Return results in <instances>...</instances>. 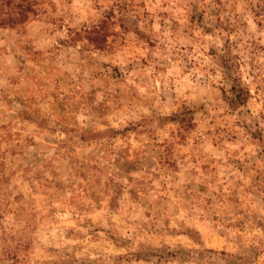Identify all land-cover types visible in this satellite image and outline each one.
<instances>
[{
  "label": "clouds",
  "instance_id": "clouds-1",
  "mask_svg": "<svg viewBox=\"0 0 264 264\" xmlns=\"http://www.w3.org/2000/svg\"><path fill=\"white\" fill-rule=\"evenodd\" d=\"M51 2L55 4V11L48 6L49 0H43L48 6V12L44 14L39 9L27 11V5L21 9V0H0V124L9 121L15 124V116L26 106L19 99L27 97V92L21 85L30 82L29 75L32 71L25 67V61L36 60L38 55L27 47L29 36H34L35 33H25L26 25L31 27L39 24L46 30L48 43L45 54L58 69L57 77L64 72L72 74L75 83L72 84L65 77L59 81L60 92L79 89L91 93L93 87L99 85V81L93 79V70L104 69V65L98 63L104 57L95 43L88 40L89 34L110 30L123 36V20L130 38L139 28L147 37L159 43L155 50L148 46L147 39L141 45L142 55L148 59V67L134 68L132 71L135 75L130 79L143 82L147 73L150 75V82L146 87L136 85L141 97L135 105L117 108L112 106L114 101L109 102L106 105L111 106L108 115L94 120L91 109L100 107L106 94L114 92L116 87L129 90L127 85L113 84L112 87H104L97 92L96 99H89L78 113H74L76 123L73 126L77 133H85L88 141H95L87 152L78 148L73 155L79 160L76 166L88 176L87 181L80 182L91 185L99 180L98 195L102 198L104 207L95 215L94 220L102 230L90 235L91 226L80 227L86 216L74 219L75 214L71 209L57 211L50 225L41 226L37 234V246L71 253L75 261L85 264H115L119 257L124 258L122 264H264V226H261L259 216L255 220H247L245 231L251 239L241 242L235 236H224L221 252L204 251L197 235L191 232H168L162 222L167 219V213L162 212L157 218L155 206L150 208L143 204L148 197L137 188L139 181L146 183L152 180L154 190L161 187V182L168 184L169 188H175L177 182L174 174H164L156 167L153 173H160V176L159 179H154L143 171L130 169L129 164L134 158L122 155L130 138L141 152L150 150L153 133L161 141L173 139L170 133L174 127H179V122L173 123L165 118L170 117L185 101L190 106L193 101L196 105L206 104L212 114L207 119H225L228 133L237 138L228 147H243L249 156L259 150V139L253 141L251 134L264 133V0H144L147 11L152 13L148 18L143 16L145 8L139 6L140 0H137L135 6L128 8L122 7V0ZM193 5L196 6L195 12ZM201 11L204 13L202 25L199 22ZM161 12H167V18L159 15ZM192 15L197 19L190 24ZM150 20L154 22L150 24ZM206 29H211V33H207ZM108 39L110 41L112 37L109 36ZM228 40L232 44L225 47ZM60 41L64 43L61 44ZM181 47L185 49L183 52ZM188 47L192 48L191 52L187 50ZM211 49H215L214 56L209 55ZM193 61L195 65L189 70L188 65ZM115 62L121 64L122 71L129 72L126 67L128 61L121 59L119 51ZM165 68L168 69L166 74L162 71ZM158 69V75L152 76ZM183 71H187V75H183ZM193 77L194 81L191 79ZM170 78L175 80L177 95L174 99L170 97L161 102V96H168L171 92ZM220 89H224V92ZM242 89L245 90V96L251 93V97L244 103L237 99L241 96ZM186 90L190 91L189 95H185ZM48 91L51 93V89ZM104 119L109 123H104ZM113 127L116 131H113ZM54 138L64 141L67 134L59 131ZM212 139L214 137L203 138L200 146L195 149L192 141H189L187 150L191 153L190 157L181 164V175L186 180L191 179L190 170L200 171V164L204 162L200 156H205L206 159L207 154L215 156L218 161L225 159L227 147L223 152L213 149ZM31 151L34 150L29 149ZM192 157H196V163H192ZM117 159L118 164L115 163ZM203 176L201 173V177ZM197 182L202 181L197 178ZM21 189L25 193L30 191L23 183ZM133 189H136V195L139 196L138 201L134 199ZM15 194L14 191L13 195ZM113 199L117 203L115 209L109 207ZM87 203L95 210L91 200ZM6 211L7 209L0 208V215ZM190 212L191 208H186L179 219L186 218ZM0 224L4 225L0 237L4 232L9 237L17 235L18 230L25 227L22 223H16L12 215L6 216ZM154 226L162 233L160 239L167 236L170 240H184L190 247L184 248L178 243H169L167 246L158 244L146 252L129 255L130 252L136 253L143 244L157 239L156 235H150ZM171 226L175 229L182 227L175 216L172 217ZM69 227L74 228L81 236H69ZM0 243H3L2 239ZM13 243L9 239V244Z\"/></svg>",
  "mask_w": 264,
  "mask_h": 264
},
{
  "label": "rangeland",
  "instance_id": "rangeland-1",
  "mask_svg": "<svg viewBox=\"0 0 264 264\" xmlns=\"http://www.w3.org/2000/svg\"><path fill=\"white\" fill-rule=\"evenodd\" d=\"M136 3L137 0H122V7L128 8L135 6ZM25 5L30 12L39 9L47 14L48 6L53 12L55 11V4L51 0L48 6L43 0H21L19 7L24 9ZM139 6L145 8L144 18L152 15L147 11L144 0H140ZM192 8L195 12L196 6L193 5ZM159 15L167 18L168 13L161 12ZM196 19L195 15L190 16L189 23ZM203 19L204 13L201 11L199 12L201 25ZM153 22L149 21L150 24ZM174 24L178 27L177 22L174 21ZM102 27L106 28V26ZM121 28L125 33L123 36L105 30L101 33L89 34L87 37L91 43H95L104 57L98 62L104 65V69L93 70V79L99 81V85L94 86L89 93L79 89L60 92L59 81L65 77L72 84L75 83L72 74L64 72L62 76L57 77L58 69L54 63H50L45 54L48 39L44 27L39 24L25 26V33H35L34 36H29L27 47L38 54L36 60L25 61V67L32 71L29 75L30 82L21 85L26 90L27 97L19 99L26 106L15 116V124L11 121L0 124V208L7 209L0 215V221L12 215L16 223H22L25 227L19 229L17 235L9 237L7 232H4L0 237L3 240V243H0V264H85L82 261H75L71 253H62L58 249L44 248L42 245L38 247L37 234L42 225L51 224L57 211L66 209L74 212V219L81 215L86 216L80 227L91 226L90 235L102 230L94 220L95 215L104 207L103 200L98 195L99 180H95L91 185L80 182L87 181L88 176L76 166L79 160L73 155L78 148H83L87 152L95 141H88L85 133H77L73 126L76 123L74 113H78L89 99H96L97 92L102 91L104 87H112L113 84L127 85L129 90L116 87L114 92L106 94V99L100 107L91 109L94 120L108 115L111 106L106 107V105L109 102L114 101L112 106L117 108L135 105L141 97L136 85L146 87L150 82V75L147 73L143 77V82L130 79L135 75L132 71L134 68L148 67V59L142 55L141 45L147 39L148 46L155 50L159 43L147 37L139 28L130 38L123 20H121ZM205 31L210 34L212 30ZM109 36L112 37L110 41ZM231 44V40H228L225 47H230ZM184 50V47H181V52ZM187 50L191 52L192 48L188 47ZM118 51L121 53V59L128 61L126 65L129 69L128 73L122 71L120 63L115 62ZM209 55L214 56L215 49H211ZM224 63L227 65L226 60ZM193 65L195 61L188 65V69L190 70ZM107 69L110 71H106ZM159 71L158 69L151 75H158ZM162 71L166 74L168 69ZM182 74L187 75V71H183ZM191 79L194 81L195 78ZM70 87L69 85V89ZM170 88L171 92L168 96H161V102H165L170 97L174 99L177 95L176 83L172 78H170ZM48 89H51V93ZM220 91L224 92V89ZM72 92L74 94H71ZM241 92V96L237 99L244 103L251 97V93L245 96V90L242 89ZM189 94L190 91L186 90L185 95ZM225 98L227 99L226 93ZM177 112L180 114L178 115ZM211 115L206 104L196 105L193 101L190 106L189 102L185 101L170 117L165 118L173 123L179 122V127H174L170 133L173 139L161 141L159 136L153 133L150 150L141 152L137 149L135 141L130 138L122 155L129 159L134 158L129 164L130 169L143 171L145 175H152L154 179H159L160 176V173H153L156 167H159L164 174H174L177 182L175 188H169L168 184L161 182V187L154 190L152 180L146 183L139 181L137 188L148 197L143 204L150 208L155 206L157 218L160 213H167V219L162 222L168 232H191L199 237L204 251L219 253L223 250L224 236L229 238L235 236L241 242L251 239L245 231L248 219L255 220L259 216V222L264 226V133L251 134L253 141L259 139V150L249 156L243 147H228L233 145L237 138L228 133L225 119L218 117L207 119ZM103 122L109 123L106 119ZM59 131L67 134L66 140L54 138ZM113 131H116L115 127ZM92 135L102 134L92 133ZM205 137L210 139L214 137L211 146L217 151L223 152L227 147V152H224L225 159L218 161L215 156L205 154L206 159L205 156H200V159L204 160L200 164V171L190 170L191 179L186 180L181 175V164L190 157L191 153L187 150L189 141H192L195 149ZM29 149L34 151L29 152ZM115 163L118 164L119 159ZM192 163H196V157H192ZM201 173L204 174L203 177ZM73 177L75 179H71ZM197 178L202 182L198 183ZM129 180L131 182V177ZM21 183L30 189L28 193L21 189ZM105 189L107 193V185ZM14 191L15 195H13ZM132 191L134 199L138 201L136 189ZM89 200L95 205V210L87 203ZM109 207L111 209L117 207L115 199L109 203ZM189 207L190 214L182 220L179 219ZM173 216L177 218V223L182 225L179 229L171 226ZM3 229L4 225L0 224V231ZM68 235L81 236L72 227L68 228ZM150 235H156L157 239L150 240L136 253L130 252L129 255L146 252L158 244L167 246L169 243H178L181 247H190L184 240H170L167 236L160 239L162 233L155 229V226L150 231ZM9 239L14 243L9 244ZM111 239L115 240L114 237ZM123 259V257L117 258L115 264H122Z\"/></svg>",
  "mask_w": 264,
  "mask_h": 264
},
{
  "label": "trees",
  "instance_id": "trees-1",
  "mask_svg": "<svg viewBox=\"0 0 264 264\" xmlns=\"http://www.w3.org/2000/svg\"><path fill=\"white\" fill-rule=\"evenodd\" d=\"M233 91H234V89H233Z\"/></svg>",
  "mask_w": 264,
  "mask_h": 264
}]
</instances>
